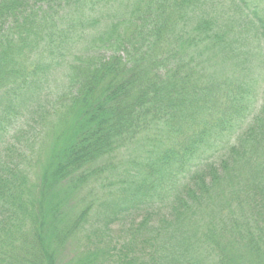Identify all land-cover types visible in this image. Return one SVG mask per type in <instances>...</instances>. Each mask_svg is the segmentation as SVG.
<instances>
[{"label": "trees", "instance_id": "obj_1", "mask_svg": "<svg viewBox=\"0 0 264 264\" xmlns=\"http://www.w3.org/2000/svg\"><path fill=\"white\" fill-rule=\"evenodd\" d=\"M85 1L0 0V140L8 130H31L28 118L40 126L47 118L55 119L61 128L58 149L42 166L36 184L28 187L27 194L35 189L37 199L32 197L28 205L20 198L23 190L14 187V166L0 174V264H62L60 253L64 258L70 251L73 255L66 264H168L169 258L179 257L187 263L192 239L197 244L203 239L196 233L187 236L189 231L184 230L194 228L206 214L218 216L207 228L212 237L219 224L236 222L235 216L246 219L237 213L243 204L250 210L261 204L254 217L264 227V96L250 103L252 97L243 85L206 82L208 76L199 69L200 77L191 61L181 57L183 51L161 61L166 68L154 61L148 65L149 54L140 48L149 45L153 59L160 40L158 29L144 20L146 9L137 15L141 1L124 5L128 17L92 37V43L102 48L104 35H118L112 49L105 44L98 51L108 56L98 53L95 63L80 57L72 48L76 30L70 28L82 15L79 8ZM99 2L89 0L85 5ZM58 12H64L59 19ZM255 19L264 37V19ZM87 25L86 34L96 29L95 20ZM55 66L64 72L66 85L61 91L49 87ZM36 93L52 97L41 101L44 108L30 111L28 99ZM34 116L39 118L33 120ZM142 140L141 159L129 161L121 176L114 174L102 210L103 221L109 217L105 227L119 222L139 234L147 225L150 251L142 258L145 237L124 251L101 249V243L89 250L97 240L95 229L90 230L95 240L76 239L97 225L84 224L86 210L70 218L67 198L87 178L99 176L103 167L113 171L116 156ZM227 189L230 198L224 201ZM252 194L254 204L248 201ZM158 203H166L167 212ZM143 211L162 214L160 224L151 227L144 217L137 228L131 227L133 215ZM224 216L227 220H220ZM168 223L179 227L172 246L159 240L163 232L173 238L163 229ZM246 238L252 242L250 233Z\"/></svg>", "mask_w": 264, "mask_h": 264}, {"label": "rangeland", "instance_id": "obj_2", "mask_svg": "<svg viewBox=\"0 0 264 264\" xmlns=\"http://www.w3.org/2000/svg\"><path fill=\"white\" fill-rule=\"evenodd\" d=\"M137 1H141L137 15L146 9L144 20L147 24L158 29L159 33L157 55L156 53L155 56L151 55L153 59L150 58L149 45L140 48L144 53L147 51L149 54L148 65L154 61L162 68H166L165 63L161 61H169L170 58L179 56L180 51H183L185 54L181 57L183 56L185 62L191 61L193 70L200 77H202L199 70L201 69L208 76L204 77L207 79L206 82L210 80V82L220 85L224 82L235 86L243 85L252 97L250 103L262 99L264 96V37L258 33V29H261L258 28L255 16L264 19V0H109L105 2L100 0L99 4L90 8L86 6L89 3V0H86L79 8L82 15L76 16L77 21L70 28V31L73 29L77 31L73 35L74 45L72 46L77 52L76 54L80 57H89L93 63L98 60V53H105V56H108L106 52L98 51L102 50L105 44L112 49L118 35H114L112 38L104 35L101 38L103 42L100 43L102 48H97L98 42L92 43V37L96 32L106 33L117 20L126 19L129 11L123 6H131ZM63 13L58 12L57 19ZM91 19L96 21V26H94L96 29L90 30L86 34L87 23ZM142 19L140 20L141 24ZM78 21L82 22L80 26H78ZM79 30H81L80 34ZM139 34L142 35V33ZM65 85L63 69H57L55 66L51 69L49 87L61 91ZM52 93L31 94L27 103L29 110L35 111L40 105L44 108L41 101L52 97ZM27 97L28 95L24 98V104ZM252 110L254 114V108ZM29 114L30 112H27L26 115ZM257 117L259 116H256L255 119ZM36 118L39 117L34 116L32 119ZM29 119L26 121L31 130H8L6 136L0 140V174L5 172L6 166H14L12 172L14 187L16 186L18 189L21 186L23 191L19 190L20 198H23L28 205L32 202V197L37 199L35 189H32L31 195L27 194L28 187L36 184L42 166L58 149L61 135V131H59L61 128L57 123H54L57 122L55 119L47 118V124L42 126L28 121ZM32 128L35 129L34 136L29 133ZM144 145L145 141L142 140L140 143L122 150L113 160V171L103 167L99 176L87 178L82 185H77L74 188V193L67 198L69 200L66 201V205L70 218L86 210L89 212L86 213L84 224L97 225L85 230L76 239L79 243H83L84 239L86 241L92 239L90 230L95 229L97 240L89 246V250H94L97 248L94 245L101 243L104 246L100 247L101 249L115 247L122 248L121 251H124L127 245L135 244V241L145 237L148 244L145 246L146 253L142 255V258H145L150 251V233L147 225L145 229L138 230L139 234L119 222L114 225L111 223L105 227L109 217L103 221L105 212L102 210L103 206L108 203V194L114 174L117 173L118 176H121L128 167L129 161H139L144 152ZM243 175L245 176L246 173L244 172ZM17 180L20 181L17 182ZM224 192L225 196L222 200L225 201L230 198L229 189ZM60 200L63 204L66 195H62ZM248 201L254 204V194L248 198ZM256 203L260 204L261 200L259 199ZM260 205L250 210L246 204H243L241 212H237L234 208V213H240L249 221L234 215L236 222H223L227 220V216H224L220 220L226 219L216 227V232L212 237L207 232V228L210 222L217 219L218 216L212 217L206 214L194 228L184 230L189 231L187 236L196 233V236L200 235L203 239L199 244L192 239V250L189 253V260L187 258L188 262H184V258L179 257L169 258L168 264H264V232H261L264 227L261 221L254 217L257 215L256 212L254 214V210L261 211ZM156 206L162 212H167L164 211L166 203H158ZM133 217L135 220V224L131 226L133 228H137L144 217L149 218L151 227H156L160 224L159 220L162 214L158 213L157 215L143 211L135 213ZM157 218L158 222H156ZM176 228L179 229L173 223L165 224L163 229L168 230L173 238H168L166 232H163L164 235L162 233L159 240L165 245L168 243L169 246L175 245L178 241ZM248 233L252 237V242L246 238ZM92 240H95V237ZM251 243L257 249L252 250L248 245L251 246ZM60 254L62 264L69 263L73 255L72 251L65 253L64 258L63 252ZM95 264L99 263L95 262Z\"/></svg>", "mask_w": 264, "mask_h": 264}]
</instances>
